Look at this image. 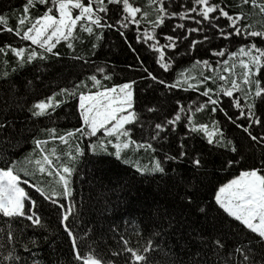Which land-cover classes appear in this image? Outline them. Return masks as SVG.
Wrapping results in <instances>:
<instances>
[{
	"label": "snow or ice",
	"instance_id": "snow-or-ice-1",
	"mask_svg": "<svg viewBox=\"0 0 264 264\" xmlns=\"http://www.w3.org/2000/svg\"><path fill=\"white\" fill-rule=\"evenodd\" d=\"M147 2L149 10L134 0H22L11 10L15 27L0 11V32L24 42L0 44V54L15 59L13 73L0 71V143L31 139L34 145L33 158H26L31 172L18 171V161L11 158L0 166V264H38L33 249L40 247L50 228L44 205L22 184L52 206L69 244L66 264H264V24L245 22L253 15L264 18V0H238L239 11L226 0ZM33 10L39 14L33 15ZM145 23L150 28H141ZM130 26H135L136 41L147 44L163 73L175 71L177 57L183 59L181 48L191 59L207 45L205 52L211 56L195 59L168 81L137 55L143 74L106 86L103 81L113 78L107 65H95L91 74L85 70L93 64L91 57L97 55L105 30H115L127 41L125 30ZM162 26H170L171 34ZM85 40L91 51L77 55ZM217 40L226 45H216ZM58 46L70 52L62 53ZM65 55L73 67L79 64L77 79L71 86L57 84L47 94L32 95L43 85L40 66L59 71L55 65ZM29 66L32 78L18 87L14 74ZM177 89L194 91L199 98L177 97L173 103L168 94ZM64 108L72 109L64 118L74 116L78 126L62 132L55 126L36 128L45 120L55 124ZM229 108L235 112L230 114ZM205 111L210 122L197 118ZM217 113L245 134L246 144L228 135ZM21 115L24 119L18 124ZM53 142L67 151L49 149ZM140 151L150 154L149 165L127 159L129 152ZM213 153L223 158L212 159ZM86 156L101 164L112 157L164 185L169 202L157 204L148 223L141 222L136 246L107 223L105 213L111 207L102 193L96 201L98 217L90 216L91 205L83 196L77 200L74 176ZM249 157L251 165L207 189L209 166L231 169ZM37 174L52 178L55 187L50 194L24 179ZM117 238L113 248L110 242ZM54 241V235L47 240Z\"/></svg>",
	"mask_w": 264,
	"mask_h": 264
},
{
	"label": "trees",
	"instance_id": "trees-1",
	"mask_svg": "<svg viewBox=\"0 0 264 264\" xmlns=\"http://www.w3.org/2000/svg\"><path fill=\"white\" fill-rule=\"evenodd\" d=\"M219 2V0H218ZM227 3L233 4V11H239L240 8L237 6L238 0H226ZM22 0H0V11L4 14L9 15L10 19L8 25L11 27L16 26V18L12 16L11 10L18 9ZM137 6H141L144 10H149L147 0H134ZM248 10L247 8L245 9ZM39 14L36 10H33V15ZM154 18V16L152 17ZM259 21V22H258ZM260 27L264 24V18L257 17L253 15L249 21ZM173 21H166V25H171ZM186 26L194 27L195 25L191 21H184ZM141 28H150L148 24H142ZM159 31V30H158ZM162 31L170 33V26H162ZM127 35V41L121 37L115 30H105L104 38L99 41L101 47H98L95 51L96 56H92L91 59L93 64L89 66L85 71L87 74H91L94 71L95 65H107L109 69L113 71V78L110 81H103L106 86H111L112 83L124 82L126 79H136L138 76L143 74V69L138 67V61L136 56L139 55L145 63V66L153 71L154 73H159L168 81H172L176 72L182 70L183 68L190 67V65L197 58L207 59L210 58L211 54L205 52L207 45L199 48L196 53L192 54L191 59L184 55V49L181 48L180 53L183 59L177 57L180 63L175 66V71H169L168 73H163L158 65L153 62L152 53L147 50V44L138 43L135 39L136 31L135 26H130L125 30ZM171 34V33H170ZM238 39V38H237ZM163 43L164 41L161 40ZM2 43H12L14 46H22L23 41L15 38L12 33L0 32V44ZM131 44V48L129 47ZM216 45L225 46L226 42L217 40ZM238 46V45H237ZM62 53L70 52L66 49V46H58ZM229 48L234 50L232 45H228ZM132 48L136 51L133 52ZM91 51L90 44L85 40V44L78 46L77 55L87 54ZM171 52V50H169ZM214 59V58H213ZM7 60L9 63L5 64L4 61ZM50 65L52 62H48ZM129 65L137 66V70L129 69ZM15 68V59L11 54L6 57L0 54V71H8L13 73ZM56 69L59 71H53L51 67L45 68L43 65L40 66V71L44 72L45 75L42 77L43 85L36 88L32 95H43L48 93L49 87L55 88L57 84L61 87L71 86V82L77 79V74L81 72L79 64L73 67V61L68 59L65 55L59 64L55 65ZM33 70L29 66V70L16 72L14 74V79L17 81V86L20 87L24 82L32 78ZM80 79L84 78L82 75L79 76ZM23 90V89H21ZM158 95H163V92H158ZM172 98L174 103L175 98H182L184 101H188L189 98L197 99L198 93L194 91L185 92L183 90H173V93L168 94ZM224 106L228 107V98H224ZM72 109L64 108L61 111V117L56 121L55 124H51L49 121L45 120L43 124H37L36 128H42L43 125H48L49 127L55 126L58 131L62 132L65 129L78 126L77 120L74 116H70L68 119L64 118L65 112H71ZM230 114L235 112V109H228ZM198 120L201 122H210L209 114L207 111L204 113L197 114ZM216 118L223 122L225 131L230 137H234L238 142L247 143L245 134L241 130L237 129L234 125L224 120L222 114L217 113ZM23 115L20 116L17 123L23 121ZM260 131V129H256ZM38 135L43 137L42 133ZM199 146V145H198ZM34 145L32 140L27 141L21 140L19 143L13 141L12 143H0V166H3V161L11 158L17 160L16 165L17 170L20 171L22 168H27L31 172L32 168L28 164L27 159L33 158ZM49 149L55 147L58 152L67 151V148L60 144L59 142H53L48 145ZM219 153H213L212 159H217ZM222 159L223 157H219ZM127 159L131 162H139L141 165H149L150 154L140 151L139 153L129 152L127 154ZM253 163L251 157L243 161L240 165H237L231 169H221L219 164L215 168L209 166V175L205 177V185L207 189H210L213 185H218L219 183L226 182L231 179L232 176L238 173L241 168L248 167ZM79 172L74 176V188L77 195V200L81 196L85 198V202L91 205L92 211L90 216H97V198L102 193L104 200L110 203L111 210L105 213L109 217L107 223H112L117 226L119 234L126 235L133 241V246L135 245V231L141 228L142 221L144 224L148 223L149 217L157 204H167L169 202V196L164 188V185L159 182V179H151L148 176H142L136 172L130 164H123L119 161H115L114 158L108 157L105 159L103 164L95 161L94 158L84 157L82 162L78 165ZM23 175V172H21ZM24 179L30 180L31 183H35L37 187L43 186L44 189L51 193V189L55 187L52 178L45 175H30L25 176ZM25 190L33 198H36L40 203L44 205L45 214L44 219L50 222V228L45 234V237L41 239L39 233H37V239H41V245L38 249H33L36 254L38 264H66V260L70 258L69 256V244L64 237L62 230L58 229L56 214L51 210L52 206L48 202H44L40 199L39 194L30 185H23ZM207 196V191L205 192V197ZM91 198V199H89ZM86 217V218H90ZM31 235V232H28ZM55 236L54 243H48L47 240L52 236ZM0 235V239H2ZM113 248L118 246V238L113 239L111 242ZM58 246V247H57ZM22 251V250H21ZM179 251V250H177ZM181 259H186L181 255Z\"/></svg>",
	"mask_w": 264,
	"mask_h": 264
}]
</instances>
